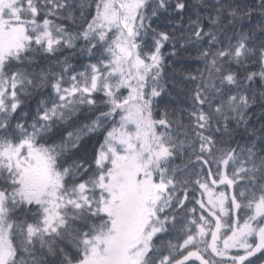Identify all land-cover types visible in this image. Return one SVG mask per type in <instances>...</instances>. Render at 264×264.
Here are the masks:
<instances>
[{"label":"snow or ice","instance_id":"6c2138e0","mask_svg":"<svg viewBox=\"0 0 264 264\" xmlns=\"http://www.w3.org/2000/svg\"><path fill=\"white\" fill-rule=\"evenodd\" d=\"M0 264H264V0H0Z\"/></svg>","mask_w":264,"mask_h":264}]
</instances>
